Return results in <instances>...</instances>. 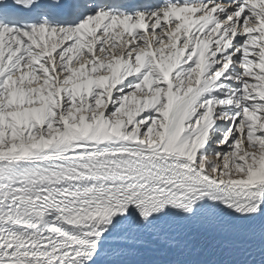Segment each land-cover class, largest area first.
Returning a JSON list of instances; mask_svg holds the SVG:
<instances>
[{
  "label": "snow or ice",
  "instance_id": "snow-or-ice-1",
  "mask_svg": "<svg viewBox=\"0 0 264 264\" xmlns=\"http://www.w3.org/2000/svg\"><path fill=\"white\" fill-rule=\"evenodd\" d=\"M0 264H264V0H0Z\"/></svg>",
  "mask_w": 264,
  "mask_h": 264
}]
</instances>
